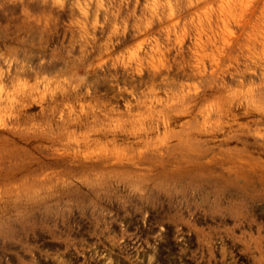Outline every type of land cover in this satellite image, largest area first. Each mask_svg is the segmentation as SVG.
I'll return each instance as SVG.
<instances>
[{"label":"clouds","instance_id":"9594fccd","mask_svg":"<svg viewBox=\"0 0 264 264\" xmlns=\"http://www.w3.org/2000/svg\"><path fill=\"white\" fill-rule=\"evenodd\" d=\"M0 264H264V0H0Z\"/></svg>","mask_w":264,"mask_h":264}]
</instances>
